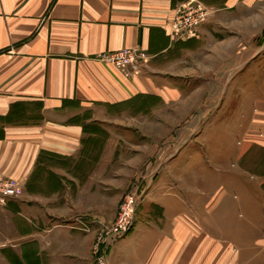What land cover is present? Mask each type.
I'll return each mask as SVG.
<instances>
[{
  "label": "crops",
  "instance_id": "0c3cea01",
  "mask_svg": "<svg viewBox=\"0 0 264 264\" xmlns=\"http://www.w3.org/2000/svg\"><path fill=\"white\" fill-rule=\"evenodd\" d=\"M185 1L0 0V173L20 189L0 206V264H91L97 220L66 211L65 182L89 197L116 165L147 161L156 171L122 174L144 193L106 264H264L255 177L240 168L264 148V0H195L209 16L173 37ZM122 48L147 56L139 73L100 58ZM216 115L217 142L185 145ZM226 160L239 169L212 168Z\"/></svg>",
  "mask_w": 264,
  "mask_h": 264
},
{
  "label": "rangeland",
  "instance_id": "374dc122",
  "mask_svg": "<svg viewBox=\"0 0 264 264\" xmlns=\"http://www.w3.org/2000/svg\"><path fill=\"white\" fill-rule=\"evenodd\" d=\"M255 56L257 53V50L261 47H264V6H255ZM210 12L207 11V16H209ZM263 17L262 20H260V17ZM259 17V18H258ZM253 24V22H252ZM137 51V50H136ZM140 55V59L138 60V68H142L143 64L147 61V56H145L142 52L137 51ZM249 56L250 54H245ZM258 65L255 67L256 72L258 73V67L264 71V60H259ZM123 69L122 67H119ZM124 70V69H123ZM147 105L151 104V102H146ZM232 106H229V108ZM228 108V109H229ZM217 114V113H215ZM226 116V122L225 124L228 126V122L232 123V108L225 114ZM210 124L209 127H206L205 132H198L194 134L192 137H187L185 139V145L188 144V146L191 144V142L197 140V141H204V144L207 142H210L212 145L214 142H217L218 132H213V126L218 125V115L215 117L212 116L210 118ZM167 120V121H166ZM223 121V118L221 119ZM170 124L169 118L163 120V125ZM147 126L152 128L153 125H149L147 123ZM217 129V128H216ZM232 135V133H230ZM229 135V136H230ZM187 136V134H186ZM169 137L168 134H163L162 141H165ZM213 141V142H212ZM49 162V168L56 169L60 166L57 165L54 158L50 157L48 158ZM227 161V160H226ZM223 162V161H221ZM228 162V161H227ZM144 167L145 173H150L156 171V163H151L147 161V163L143 165H133L131 163L126 165H116L112 172L109 175V178H106L102 181L96 182L95 189L97 192L91 193L89 197L82 194L81 196H77L76 188L73 187L71 184H69L67 181L66 183V189L69 190L67 193V201L68 206L66 208L67 212H73L77 211L76 214L79 216L80 219L88 220L91 219L93 222V218L97 220V228H96V235L100 234V231L102 229H109L107 225H116L118 228H122L125 226L126 221L123 219H120L122 215V206H126L127 201H132L136 195H139L140 198L142 197L144 193V187L142 182L136 181V180H123L122 174L125 175V173H132L133 171L137 170L138 168ZM215 167H218V172L221 173H233L236 172L238 166L236 164H231L228 162V164L222 163L221 165H213V169ZM207 168V167H206ZM240 168L245 171L247 174H249L252 178L255 177V201H259L260 205L258 208H255V222H264V148L262 147H255L254 149H250L246 152L245 157L243 159L242 165ZM60 169H62L60 167ZM140 170V169H139ZM209 171V168H208ZM216 171V172H217ZM211 172V171H210ZM112 174V175H111ZM126 176V175H125ZM0 177L3 178L6 181H13L14 184L11 185L12 191L19 195V186H17V183L15 180H12L10 177L1 174ZM111 177V178H110ZM34 183H27V189H35ZM95 195V196H93ZM96 201V202H95ZM97 203V204H96ZM131 204V203H130ZM97 205V206H95ZM115 211L114 214H112ZM136 213V208H135ZM126 217V215H125ZM135 218V214H134ZM134 223V222H133ZM133 226V224H132ZM131 226V227H132ZM131 229V228H130ZM129 229V230H130ZM93 246V243H92Z\"/></svg>",
  "mask_w": 264,
  "mask_h": 264
},
{
  "label": "built area",
  "instance_id": "2783aa9c",
  "mask_svg": "<svg viewBox=\"0 0 264 264\" xmlns=\"http://www.w3.org/2000/svg\"><path fill=\"white\" fill-rule=\"evenodd\" d=\"M207 11L204 5L195 0H188L179 4L175 7L168 22L170 35L177 38L195 37L198 26L206 20ZM100 58L111 62L117 67H122L127 75H135L140 71L137 63L141 57L136 50L131 48H122L117 51L103 53ZM13 184V181H6L0 177V206L5 205L8 200L16 197L10 187ZM139 199L140 196L136 195L131 202H126V206H122L123 211L120 219L126 221L124 227L118 228L113 224L111 226L107 225L110 230L102 229L100 234L95 236L91 250V264H106L105 255L107 248L131 228Z\"/></svg>",
  "mask_w": 264,
  "mask_h": 264
},
{
  "label": "bare ground",
  "instance_id": "6f19581e",
  "mask_svg": "<svg viewBox=\"0 0 264 264\" xmlns=\"http://www.w3.org/2000/svg\"><path fill=\"white\" fill-rule=\"evenodd\" d=\"M207 9V8H206Z\"/></svg>",
  "mask_w": 264,
  "mask_h": 264
}]
</instances>
